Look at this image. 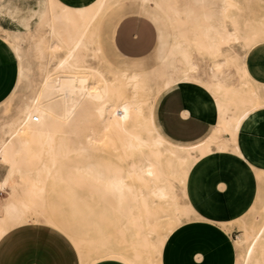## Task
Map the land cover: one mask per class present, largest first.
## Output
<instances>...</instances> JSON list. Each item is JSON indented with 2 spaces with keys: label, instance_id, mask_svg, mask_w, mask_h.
I'll return each mask as SVG.
<instances>
[{
  "label": "bare ground",
  "instance_id": "bare-ground-1",
  "mask_svg": "<svg viewBox=\"0 0 264 264\" xmlns=\"http://www.w3.org/2000/svg\"><path fill=\"white\" fill-rule=\"evenodd\" d=\"M124 1L34 0L22 7L0 0V17L16 25L3 36L18 59L14 88L29 72L22 35L31 34V47L44 61L37 90L16 115L0 123V164L6 168L0 192L7 193L0 199V239L32 220L63 230L45 208V191L53 185L73 186L119 212L124 218L121 238L132 230L136 240L130 248L109 243V233L89 238L66 231L80 264L108 257L127 264H161L165 243L183 222L159 240L150 239L156 228L150 221L154 205L165 202L177 215L176 189L200 201L203 190L191 163H185L190 148L169 146L155 124L156 97L179 83L198 84L210 94L217 125L206 143L192 148L200 157L210 156V144L223 143L231 124L240 130L242 122L264 111V98L246 78L243 61L237 63L232 48L222 49L229 42L253 48L257 41L256 31L241 30L234 19V30L225 29L224 17L237 7L234 0H130L137 11H158L169 27L168 50L148 71L114 68L102 54L101 22ZM196 55L209 60L205 78L199 76ZM90 58L100 59L104 68L90 64ZM229 65L236 67L239 88L228 82L224 67ZM12 96L3 101L6 110ZM261 209L264 219V203ZM234 243L247 245L242 264H264V233H247ZM141 249L155 255L145 259Z\"/></svg>",
  "mask_w": 264,
  "mask_h": 264
},
{
  "label": "crops",
  "instance_id": "crops-1",
  "mask_svg": "<svg viewBox=\"0 0 264 264\" xmlns=\"http://www.w3.org/2000/svg\"><path fill=\"white\" fill-rule=\"evenodd\" d=\"M2 2H13L22 7L34 4V0H2ZM141 12L166 25L170 42L169 27L161 14L155 10ZM0 24L8 30L16 28L15 23L6 16L0 17ZM112 42L115 49L123 56L131 59L142 58L154 49L156 30L141 14L128 15L115 25ZM167 50L160 56L158 63ZM246 63L250 75L264 84V44L250 51ZM13 67H16V74L12 90L18 79V59L11 45L0 36V71ZM154 119L161 133L171 142L191 146L203 142L212 134L216 112L212 98L203 87L195 83H179L159 96L154 108ZM237 139L242 151L248 155L249 162L259 169H264V111H258L243 122ZM222 184L224 183L219 185ZM50 188H62L65 192L64 205L67 204L71 215L79 220L78 227L66 226V208H64L62 216L52 213L63 230L42 223H29L12 229L0 239V264H62L54 253L55 249L65 264H80L78 251L66 235V231L92 238L108 234L101 226L114 224L112 218H116L117 223L118 219H121L119 223H123L124 218L119 212L104 201L87 199L85 194H80L83 191L81 188L62 185H53ZM231 189L232 185L226 183L224 202L227 204L224 213L230 212L234 204H237V197H233ZM241 235L234 238L226 230H221L215 225L185 223L169 236L162 249L161 264H242L246 250L244 251L241 246L237 247L234 243ZM26 240L36 242L22 244ZM234 252L237 255L235 261ZM93 264L127 263L106 258Z\"/></svg>",
  "mask_w": 264,
  "mask_h": 264
},
{
  "label": "rangeland",
  "instance_id": "rangeland-1",
  "mask_svg": "<svg viewBox=\"0 0 264 264\" xmlns=\"http://www.w3.org/2000/svg\"><path fill=\"white\" fill-rule=\"evenodd\" d=\"M76 1L84 3L87 0ZM234 1L237 7L232 10H228V16L224 17V23L226 27L225 29L231 31L234 30L236 24L235 21H237L241 30L245 32L247 31L249 34H252L253 31H256L254 33H258L256 35L257 41L253 48L243 49L239 44L229 42L223 44L224 46L222 45V49L224 51L229 48H232L234 50L238 59L237 63L239 61V63L243 61L242 66L245 67V70L247 69L246 78L250 80V85L253 87V89L258 90L260 95L264 98V84L256 81L250 75L246 63L247 55L250 53L249 51H252L254 48L261 44H264V0ZM219 4L220 2H218V7L220 6ZM141 11L142 10L137 11L135 9L134 3L132 1L125 0L122 3L121 7H116L101 22L99 39L102 54L106 58L105 61L109 62L110 65L112 64L111 66L114 68L124 70L127 69L129 71H148L158 65L160 56H162L167 50L169 40L166 25L163 22L149 18L145 15V13ZM132 14H141L142 17L146 18L152 23L156 30V44L154 49L147 56L138 59H131L123 56L115 49L112 42L113 30L117 22L123 17ZM6 33L12 34V30L5 29L0 24V36L3 38ZM32 33H36V31L33 30ZM30 35L31 34L22 35L21 40V45L25 52V62L29 65L28 78L22 81L18 87L14 88V90H12L15 82L16 67L0 71V123L17 114L19 108L24 103H26L37 90V87L44 74L42 66V63H44V61H41L38 58L36 52L31 47L33 40ZM196 60L199 64V76L205 78L209 74V60L202 59L197 55ZM99 61L101 60L98 58L89 59L90 64H92L93 66L104 68V65L102 64L103 62ZM224 71L228 78L229 84L233 85L235 88H239L240 80L236 67L233 65L225 66ZM10 92L11 95L13 93V96L9 102L8 109L6 110L3 101L8 98ZM158 98L159 97H156L154 102L153 116L154 108ZM228 113L230 115L233 114L231 111H228ZM215 124L217 125V116ZM216 125L214 127V130L216 128ZM232 125L233 124L229 126V131H227L225 135L226 138L223 140V143L210 144V149L212 150V152L210 156L205 157L198 156L196 150L192 148L206 143L212 134L203 142L191 146L175 144L163 135L164 138L168 141V145L171 147L183 146L190 148V154L192 158L190 157V160L186 161L185 163H191L192 172H194L195 174L194 178L196 179V181H199V183L202 184L200 188L203 190V196L201 201L200 199L196 198L191 200L189 197H187L186 194H184L181 189H176V201L178 202V204H180V209L177 215L175 211H173L172 207L167 205V203L161 202L155 204V207L153 208L155 215L150 217V221H152L153 225L156 228L149 236L150 239L152 238L154 241L159 240L162 234L182 222L183 224L188 222H195L197 225H215L217 227H220L221 230H226L234 238H237L241 234V238H245L247 233H252L254 231L264 233V219L261 209V206L264 203V169L255 167L252 163L249 162V157H244L245 153L240 148L237 139L239 130H234ZM220 148H223V150H220ZM5 172L6 168H4V166L0 164V179L5 175ZM222 177H225V179H223ZM228 182L232 185L231 192H233V197H237V204H234L233 209H231L230 212L228 211L224 213V209L227 204L226 202H224V197H226L224 191L226 183ZM220 183L224 184L219 185ZM45 192V200L47 202L45 208L48 209V211H50L51 213L54 212V215L56 216H62V212L64 208H66V226L77 228L79 220L71 215L68 205H64V203L66 202L64 200L66 199H64L63 197L65 192L62 190V188H48ZM189 192V195H195L194 190H189ZM4 193L0 192V199L4 198L7 195V193ZM18 193H21L20 188L18 189ZM88 193L89 192L87 191L80 192V194L82 195ZM159 204L161 209L158 206ZM205 213L206 216L203 215ZM256 215L259 216L258 220H255ZM112 219V222L115 221L113 222L114 224H103L101 226L105 231H107V233H109V243H113L119 246L121 245L123 247L129 245L131 248L136 241L131 233L132 230L124 233V239L121 238V234L119 233V229H121L122 225V223H119L121 222L119 221L121 219H118V223L116 222V218ZM29 223L35 222H33L32 220L27 224ZM238 230H241L242 232H239ZM33 241L34 240H26L22 242V244ZM241 247L244 249V251L247 249V245L245 244H242ZM141 250L145 259L146 257H148V260H150V258L155 255L154 251L150 252L147 249ZM54 253L58 256L61 263L65 264L61 255L57 252L56 249ZM112 258L117 259L115 257ZM236 258L237 255L234 252V261Z\"/></svg>",
  "mask_w": 264,
  "mask_h": 264
},
{
  "label": "built area",
  "instance_id": "built-area-1",
  "mask_svg": "<svg viewBox=\"0 0 264 264\" xmlns=\"http://www.w3.org/2000/svg\"><path fill=\"white\" fill-rule=\"evenodd\" d=\"M259 219V216L258 215H256V217H255V220H258Z\"/></svg>",
  "mask_w": 264,
  "mask_h": 264
}]
</instances>
